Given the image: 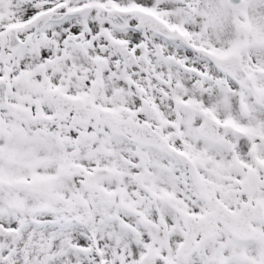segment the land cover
I'll return each instance as SVG.
<instances>
[{
	"label": "snow or ice",
	"instance_id": "1",
	"mask_svg": "<svg viewBox=\"0 0 264 264\" xmlns=\"http://www.w3.org/2000/svg\"><path fill=\"white\" fill-rule=\"evenodd\" d=\"M0 264H264V0H0Z\"/></svg>",
	"mask_w": 264,
	"mask_h": 264
}]
</instances>
